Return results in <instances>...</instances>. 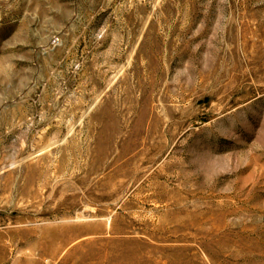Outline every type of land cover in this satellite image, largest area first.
Segmentation results:
<instances>
[{
    "label": "rangeland",
    "instance_id": "rangeland-1",
    "mask_svg": "<svg viewBox=\"0 0 264 264\" xmlns=\"http://www.w3.org/2000/svg\"><path fill=\"white\" fill-rule=\"evenodd\" d=\"M0 264H264V0H0Z\"/></svg>",
    "mask_w": 264,
    "mask_h": 264
}]
</instances>
